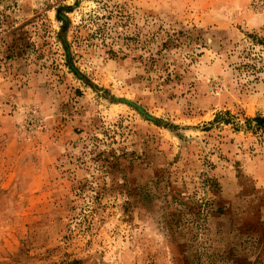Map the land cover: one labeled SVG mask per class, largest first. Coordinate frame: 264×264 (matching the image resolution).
Returning <instances> with one entry per match:
<instances>
[{"label":"rangeland","instance_id":"rangeland-1","mask_svg":"<svg viewBox=\"0 0 264 264\" xmlns=\"http://www.w3.org/2000/svg\"><path fill=\"white\" fill-rule=\"evenodd\" d=\"M249 35L264 0H0V264H264Z\"/></svg>","mask_w":264,"mask_h":264},{"label":"trees","instance_id":"trees-1","mask_svg":"<svg viewBox=\"0 0 264 264\" xmlns=\"http://www.w3.org/2000/svg\"><path fill=\"white\" fill-rule=\"evenodd\" d=\"M249 37L252 39L253 43H256L258 45H263V47H264V40L260 39L257 35H249ZM110 53L112 55L115 54V52L113 50H110ZM244 60L245 61L242 62V64H241V69L245 75L250 76V75H253L255 73V71H258V70H256L257 64L252 63V61L258 62L257 61L258 58L253 57V54L251 52H248L245 54ZM260 60H263V59L260 58ZM247 83L249 84L250 82L247 81ZM246 121L249 125L254 123L253 127L256 130H259L264 134V117L263 116L258 115L255 118L246 119Z\"/></svg>","mask_w":264,"mask_h":264}]
</instances>
